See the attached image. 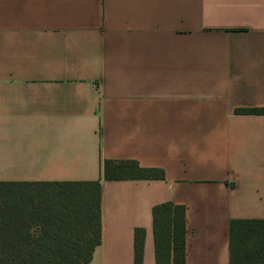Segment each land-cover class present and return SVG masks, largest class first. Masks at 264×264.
<instances>
[{
	"label": "crops",
	"instance_id": "obj_1",
	"mask_svg": "<svg viewBox=\"0 0 264 264\" xmlns=\"http://www.w3.org/2000/svg\"><path fill=\"white\" fill-rule=\"evenodd\" d=\"M264 0H0V183L102 182L90 264L156 263L153 209H186V264H230L264 220ZM106 160L162 180L104 179Z\"/></svg>",
	"mask_w": 264,
	"mask_h": 264
},
{
	"label": "trees",
	"instance_id": "obj_2",
	"mask_svg": "<svg viewBox=\"0 0 264 264\" xmlns=\"http://www.w3.org/2000/svg\"><path fill=\"white\" fill-rule=\"evenodd\" d=\"M264 115V109H238ZM104 179L162 180L136 161L106 160ZM102 182L0 183V264H90L102 243ZM157 264H186V209H153ZM145 232L135 231V264H143ZM230 264H264V220L230 223Z\"/></svg>",
	"mask_w": 264,
	"mask_h": 264
}]
</instances>
